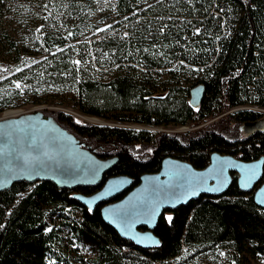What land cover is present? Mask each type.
<instances>
[{
    "label": "trees",
    "instance_id": "1",
    "mask_svg": "<svg viewBox=\"0 0 264 264\" xmlns=\"http://www.w3.org/2000/svg\"><path fill=\"white\" fill-rule=\"evenodd\" d=\"M40 2L0 0V57L11 65L0 79V113L17 107L21 94L35 105L52 104L55 89L83 115L120 124L210 121L187 133L154 132L42 110L97 157H117L107 176L125 174L134 184L167 156L201 169L214 151L243 161L264 155V112L230 111L264 108V0H116L118 16H126L125 36L89 43L77 28L63 33L43 26L35 11ZM116 64L108 79H99ZM197 85L205 92L194 107L190 90ZM233 177L221 197L201 196L168 212L170 219L163 214L153 230L161 245L151 249L121 238L99 206L89 211L72 196L97 188L14 183L0 192V264H73L66 241L90 249L87 264H193L225 244L264 259V209ZM69 209L79 217L71 219ZM54 215L67 219L61 223L67 239L51 225ZM225 264L242 262L232 255Z\"/></svg>",
    "mask_w": 264,
    "mask_h": 264
},
{
    "label": "water",
    "instance_id": "2",
    "mask_svg": "<svg viewBox=\"0 0 264 264\" xmlns=\"http://www.w3.org/2000/svg\"><path fill=\"white\" fill-rule=\"evenodd\" d=\"M204 92L203 85L193 87L190 104L198 106ZM42 110L0 117V192L22 181H48L69 191L97 188L89 194L75 191L72 196L89 211L99 206L101 219L141 249L161 245L153 230L165 212L204 195L221 197L233 176L239 191L251 194L254 203L264 209V155L243 161L214 151L201 169L167 156L157 172L141 174L134 184L125 174L107 176L117 157H97Z\"/></svg>",
    "mask_w": 264,
    "mask_h": 264
},
{
    "label": "rangeland",
    "instance_id": "3",
    "mask_svg": "<svg viewBox=\"0 0 264 264\" xmlns=\"http://www.w3.org/2000/svg\"><path fill=\"white\" fill-rule=\"evenodd\" d=\"M35 1L37 2L38 0ZM115 2L116 0H41L39 6H35L36 18L41 17L43 26L47 25L51 27H57L63 33L72 29L76 30L77 28V33L80 35L79 39L86 40L88 43L93 40H98L109 36L123 37L125 36L126 24L122 23V21L126 19V16H118L114 7ZM145 6H142L141 8ZM42 25L38 26L36 30H39ZM9 62L10 61L8 59H2L0 57V79L5 77L4 73H6L7 76L10 75L9 69L11 68V65ZM116 66L117 64L111 68L102 69L99 74V79H108ZM53 90L54 91L50 93L52 96L54 95V103L35 105L30 101L26 94H21V96L14 100V103L17 105V107L5 110L4 112L0 113V117H2L5 112L14 110L20 113L21 111L27 112L33 109H47L51 112L61 110L71 114L74 118L89 124H109L125 126L134 129H145L154 132L168 131L176 133H187L194 131L200 129L210 122L208 121L197 126L179 127H151L136 124H120L110 120L83 115L72 106V101H70L68 97L59 94L58 90ZM63 101L67 104H63ZM91 119H97L98 121L91 122ZM261 182H264V178ZM66 211L71 219L74 217H79V213L75 209H69ZM164 215L167 219L171 218V215L168 212H165ZM62 221H67V219L54 215L50 220V223L52 226L59 228L61 230V234L67 239V230L61 224ZM64 243L67 245L68 256L70 257L73 264H87V259L92 256L91 251L89 248H87V246L71 245L67 241ZM232 255L236 260H240L242 264H264V259L260 256L252 255L247 252L238 254L233 247H230L227 244L218 246L209 253L196 256L193 264H225Z\"/></svg>",
    "mask_w": 264,
    "mask_h": 264
},
{
    "label": "built area",
    "instance_id": "4",
    "mask_svg": "<svg viewBox=\"0 0 264 264\" xmlns=\"http://www.w3.org/2000/svg\"><path fill=\"white\" fill-rule=\"evenodd\" d=\"M237 109H251V110H256V111L264 112V108H259V107H254V106H250V107H248V106L234 107V108H231L230 111H234V110H237Z\"/></svg>",
    "mask_w": 264,
    "mask_h": 264
},
{
    "label": "bare ground",
    "instance_id": "5",
    "mask_svg": "<svg viewBox=\"0 0 264 264\" xmlns=\"http://www.w3.org/2000/svg\"><path fill=\"white\" fill-rule=\"evenodd\" d=\"M20 114H21L20 112H17V111L14 110V111L5 112L2 115V117H15V116H18ZM91 120H92L91 122H93V121L97 122L98 121L97 119H91Z\"/></svg>",
    "mask_w": 264,
    "mask_h": 264
}]
</instances>
